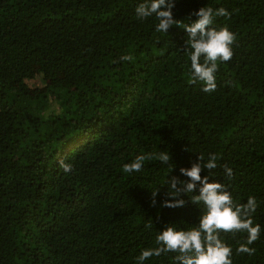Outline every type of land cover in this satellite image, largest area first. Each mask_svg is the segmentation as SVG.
I'll return each mask as SVG.
<instances>
[{"label": "trees", "instance_id": "trees-1", "mask_svg": "<svg viewBox=\"0 0 264 264\" xmlns=\"http://www.w3.org/2000/svg\"><path fill=\"white\" fill-rule=\"evenodd\" d=\"M142 2L0 0V264H138L166 226L199 224V184L178 197L183 207L162 203L174 195L166 181L189 180L180 168L210 153L218 167L201 176L237 204L256 197L264 229V0H174L179 27L167 33L155 15L137 17ZM201 7L226 9L212 26L236 34L209 93L190 82L183 28ZM149 154L141 171L124 172ZM220 236L232 264H264V231L251 256L236 251L247 233ZM177 254L144 264H178Z\"/></svg>", "mask_w": 264, "mask_h": 264}, {"label": "clouds", "instance_id": "clouds-1", "mask_svg": "<svg viewBox=\"0 0 264 264\" xmlns=\"http://www.w3.org/2000/svg\"><path fill=\"white\" fill-rule=\"evenodd\" d=\"M173 7L174 0H144L136 7L135 12L140 19L155 15L158 20L156 31L167 33L173 25L179 27L177 20L173 18ZM194 15L197 17L195 21L183 25L188 33L187 44L192 49L190 82L193 84L201 82L202 91L214 92L217 87L215 74L219 70L218 62L231 60L236 34L230 31L227 25L219 29L212 26L216 17L230 16V13L222 7L215 10L212 7H201ZM133 59L131 54L120 57V61L132 62ZM157 158L162 163L168 164L170 154L167 151L159 152ZM146 159H153V156L137 155L131 163L123 166L124 172L141 171ZM203 160L204 157L200 155L190 168H180V173L189 180L182 181L173 176L166 181L174 195L169 193L171 199L162 203L163 207L168 208L183 207L185 201L178 197L181 194L194 193L199 184V194L191 197L193 203H203L206 209L199 218V224L189 230H177L173 226H166L156 236L158 246L144 249L137 257L138 264H144L146 259L168 252L178 253L174 257L178 264H232V248L221 238V232L247 233L246 240L239 244L236 251L249 256L255 253L256 249L249 245L256 242L264 231L252 218L258 207L256 197L249 196L246 203H235L225 184L215 180L209 182L210 175L201 176L202 171L207 169L210 174L211 170L218 167L217 154L210 153L206 163H202ZM58 165L65 173L70 172L73 167L62 158L58 160ZM223 171L231 178L230 167L223 166ZM155 195L156 191L153 192V197ZM152 203L155 204V199Z\"/></svg>", "mask_w": 264, "mask_h": 264}]
</instances>
